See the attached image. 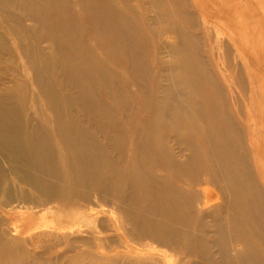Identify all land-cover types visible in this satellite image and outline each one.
<instances>
[{"label":"bare ground","instance_id":"obj_1","mask_svg":"<svg viewBox=\"0 0 264 264\" xmlns=\"http://www.w3.org/2000/svg\"><path fill=\"white\" fill-rule=\"evenodd\" d=\"M74 1L79 4L75 8L67 5L68 0H15L12 5L18 12H7L5 16L7 30L16 37L15 43L23 57L40 47L35 35L43 37L46 50L52 51L51 62L57 67L54 79L34 72L31 79L34 94L43 100L48 110L58 113L53 117V122L59 123L55 134L52 133L55 139L61 144L69 143L70 123L66 125L58 117L67 111H82L83 105L87 109L102 111L109 107L111 114L108 120L96 122L105 126L108 134L114 133L118 143L113 146L112 158L116 161L107 169L100 166L104 173L99 178L104 184L95 185L93 182L92 191H89L83 187L91 185L89 180L81 179V185L76 186L78 181L69 182L67 178L70 177L66 175V198L87 205L80 219L64 216L56 224L63 231L56 234V238L61 236L65 251H76L77 243L89 245L97 228L108 229L105 221L97 219L98 216L85 215L87 209L97 211L92 210L94 202L98 208L111 206L117 214L118 217L111 213L113 224L110 229L117 240L122 241L114 223L120 222L131 228L129 233L123 227L126 241L140 248H147L146 242L152 241L159 248L178 251L190 260L189 264H203L198 260L206 257L207 264H264V193L260 185L264 184V171L258 167L256 173L261 180L254 177L243 135L245 128L250 132L251 142L261 141L260 127L255 120L259 114L254 115L253 109L248 113L245 110L247 105L256 106L258 103L255 99H259L260 86L256 83L254 69L244 60L246 49L236 46L233 50L228 44L236 36L232 29L223 24L221 27L210 24L200 27L202 38L207 41V46L209 44V55L218 56L223 62L219 64L224 68L223 80L219 79V83L210 72L203 70L202 64L196 63L193 51H188L189 56L185 57V47L191 35L186 27L193 20L189 0ZM215 1L218 0H209L212 4ZM219 1L222 8L209 14L215 22L219 17L238 19L230 18L232 10L241 15L244 9L235 3L238 0ZM243 1L245 7L251 9L258 6L260 0ZM215 14L219 16L215 17ZM26 16L38 25L35 35L25 29ZM138 21L140 26H130ZM239 25L243 27L242 22ZM131 31L138 39L123 41L121 37ZM219 32L222 36L218 35ZM171 36L179 39L181 44L170 46ZM197 39L193 37L190 41L198 42ZM149 41L154 51L151 61L154 70L151 72L142 62L137 73L134 71L139 80L135 82L137 94L123 96L116 85L125 88V83L132 80L122 79L114 72L118 58L130 46L135 51H143ZM7 44L6 36L0 34V47L8 49ZM180 45L185 47L180 48ZM72 52L78 57L70 55ZM66 59H69L68 64L64 62ZM36 60L42 62V59ZM80 60L86 62V70L102 83L95 84L84 76L79 68ZM237 61H240L241 68ZM96 68L105 69V74L101 77L98 72V77ZM124 68L129 69L127 65ZM73 71H79L80 77L91 83L83 82L82 85L78 78L65 76ZM245 74L251 81L248 87L243 80ZM65 87L75 88V94L63 97ZM25 89L29 92L26 86ZM250 89L251 102L247 103L242 94L246 97ZM97 94L107 100L108 107L95 101ZM0 95V152L3 154L12 147L18 149L22 146L34 174L32 183L27 186L45 198L42 203H51L57 197L56 185L60 175L45 142L47 134L41 130L37 141L33 142L27 132L20 133V126L13 116L16 107L11 96L6 92ZM134 97L136 102H133ZM124 98L128 100L127 107L123 104ZM135 103L138 107L131 108ZM197 107L201 108L202 119L194 117ZM18 109L25 108L19 105ZM10 130L18 133L17 140ZM28 132L34 131L29 127ZM67 170L70 172L72 168L67 167ZM74 187L77 191L72 190ZM212 189L217 191L216 195ZM158 206L160 210L156 213ZM59 211L60 208L57 213H61ZM136 218L138 222H135ZM206 218L209 241L190 230L203 229L205 225L201 220L206 221ZM34 219L35 216L29 220L28 226L37 231ZM79 232L85 234L78 237ZM34 236L32 240L38 241L34 245H40V240L53 239L55 235L51 232ZM137 237H141V242L136 241ZM44 249L48 254L54 250L48 245ZM118 259L124 263L117 264L147 263L133 258L129 263L125 256ZM176 262L180 264L181 259L177 257Z\"/></svg>","mask_w":264,"mask_h":264},{"label":"rangeland","instance_id":"obj_2","mask_svg":"<svg viewBox=\"0 0 264 264\" xmlns=\"http://www.w3.org/2000/svg\"><path fill=\"white\" fill-rule=\"evenodd\" d=\"M14 3H16L15 0H0V34L5 35L8 42V49L7 47H0V94L6 92L7 95L11 96V100L16 107L13 116L17 120V126H20V133L27 132L28 138H33V142L37 141V135L41 130L47 134L45 142L48 144L46 145L51 150V155L55 159V161H53L56 163L54 164L56 169H58L57 173L60 175V180L58 181V185H56L57 197H55L51 203H42L45 201V198L40 197L36 190L27 186L32 183L31 178H34V174L31 172L27 164L25 149L20 146L18 149L12 147L9 150H6L3 154L0 152V264H112L113 262H116L117 264L122 262L118 259L120 256H125L129 263V260L133 258L136 260L147 261L146 264H178L176 262V258L178 257L181 259L180 264H189L190 260L178 251L173 252L171 249L159 248L148 239H144V241L148 240L146 242L148 244L147 248H140L137 245L135 246L129 240L126 241L125 239L127 237L122 230L125 226L126 228L124 229L130 233L131 228L127 226V224H120V222L114 223L116 224V227L119 228L117 236L119 235L123 242L117 240L115 234L110 231L111 225L113 224V215L117 216V214L111 209V206L101 205L102 207L98 208L94 205V202L91 207H93L92 210L97 211L94 212L87 209L85 215L90 214L92 217L98 216L97 219L105 221L106 226L108 227L107 230L102 231L97 228L93 232L95 237L91 236V243L85 246L77 243L75 244L77 250L73 252L72 250L65 251V248L63 247L64 243L60 238L61 236L57 235L56 238V234L63 232L56 227L58 221L64 216L80 219L81 214L85 212L84 206L87 205L81 201L78 202L66 198L65 194L68 187L66 181H78L77 185H75L79 186L81 179L89 180V184L91 185H83V187L89 189V191H92V184L94 185L93 182H95V185L100 183L104 184L99 178L102 173H104L100 166L107 169L109 165L116 161L112 158L114 156L113 146H118V143L115 141L114 133L108 134L107 131L104 130V128L106 129L105 126L96 123L99 120H108L111 116L107 100L101 99V96L99 97L98 94L95 101L98 104L100 101V103L107 106V111H102L100 109H87L83 105L82 111L77 109L67 111L61 115V118L60 116L58 117L64 124L68 125L70 123L68 131L69 143L61 144L52 136L56 126L59 124L53 122V117L58 115V113L48 110L43 100L39 99L38 96L34 94L31 78L33 77L34 72L40 75L45 74L53 80L57 67L51 62L52 51L50 52L46 50L47 43L43 40V37H37L34 34V32H38V25L32 23L30 21L31 19L27 16V19L24 21L25 29L28 33L35 35V41L36 43H39L40 47L37 49L34 48L32 50L33 54H30L27 57L22 56L18 44L15 43L16 37L14 38L13 35L9 33L5 24V16L7 12H18L16 11L17 7L12 5ZM235 3L238 6L241 5L244 9L240 12L241 15L238 13L236 14L232 10L230 18L238 17L239 20L219 17L215 22L209 14L216 12V10H220L222 8V2L218 0L212 4L209 0H189V10L193 20L186 28H188L191 33L190 38L198 37L199 40L197 39L198 42L196 41V45V42L190 41L189 38L186 47L180 45V48L182 46L185 47L184 53L186 59L187 56H189L188 51H193L196 55L194 56L196 63L199 65L202 64L203 70L210 72L217 78L219 83V79L223 80L221 73L224 70L219 64L223 62L217 55V57H211L209 55V44L207 46V41L205 42L202 38L201 25L207 27V24H210L212 26L217 25V27H221L223 24L226 28L232 29L237 36H235L233 41L228 43L229 46L233 50L237 47L243 48L242 50L246 49L244 51V60L254 69L253 74L257 76L256 83L260 86V93L257 95L259 99H255L258 101L256 106L247 105L245 110L246 113H248V111L253 109L254 115L259 114L258 117L260 118L257 117L255 120L256 124L260 127L259 135H261V141L257 140L251 142L250 140H252V138L250 132L245 128L243 135L246 142L245 146L248 150L246 154L251 162L253 175L259 180L260 178L256 173L258 167L264 171V0H260L258 6L251 8L252 10L245 7L243 0H238ZM67 5L75 8L79 4L77 5L74 0H68ZM234 14H236V16ZM218 16L219 14L215 17ZM241 22L243 23V25H241L243 26L242 28H240L239 25ZM130 26H140L139 21L131 23ZM11 27L15 29L14 25H11ZM218 35L222 36L220 32ZM135 37L136 33L131 31L121 38L126 42L129 40L132 41ZM171 38L173 39L168 41V44L172 42L169 44L170 46H172V44H181L179 39L173 36H171ZM137 39L138 36L136 37V40ZM229 40H231V38H229ZM246 45L248 48H246ZM36 54H40L41 56H36ZM70 55L78 57L76 52H72ZM36 58L39 60L42 59V62L37 63ZM153 59L154 51L150 41L147 46L143 48V51H135L132 46H130L121 52V56L118 58V62L115 65L116 69H114V72H117V75L122 79H126L127 77L132 80L131 83H125V88L116 85V87L120 88L124 93L123 96H135L137 94L138 86L135 82H139V80L134 71L137 73V68L140 69L141 63L145 62L148 70L150 69L151 72H153L154 65L151 64ZM241 61L243 63L242 59ZM64 62L68 64L69 59L64 60ZM237 63L241 68L240 61H237ZM86 65L87 64L84 60H80L79 68L83 70L84 76L92 79L95 84L102 83L91 71L88 69L86 70ZM124 65H127L129 69L126 70ZM92 67L95 69L96 66L93 65ZM104 70L105 69L102 68L101 70L96 68V75L99 77V72L102 77L105 74ZM65 76L70 79L78 78L81 84L88 81L91 83L90 80L84 79V77L81 78L79 71H73L72 74H65ZM243 80L248 87V83H251L250 78L245 74ZM25 86L29 92H27ZM75 91V88L65 87L62 91V96L74 95ZM250 94L252 95L251 89L247 91L246 97L242 94L243 101L250 103ZM124 99L125 101H123V104L127 107L128 100L126 98ZM133 102H136L135 97L133 98ZM19 105L25 109H18ZM135 106H137L136 103L131 105V108H134ZM127 111L128 110L125 112ZM127 114L128 113L124 115L125 119ZM194 117L202 119L201 108H196ZM25 120H30V122L27 124ZM251 125L255 126L253 123ZM29 127H31V130L34 132H28ZM199 128H202V126L199 125ZM10 132L16 140L19 138L17 132L11 130ZM58 161H60V164ZM67 167H71L72 171L69 172ZM66 175L70 178H67ZM260 185L264 193V184ZM72 190L77 191V187H74ZM212 190L214 192H211L216 195L217 191L214 189ZM94 197L95 195L92 193V198ZM33 203L36 205L40 204L35 206ZM59 208V212L61 213H57ZM159 210L160 208L158 206L155 212L158 213ZM111 213H113V215ZM33 216H35L34 225L39 227H37V231L35 228L33 229L28 226V222ZM138 221L139 220L136 218L135 222ZM201 223L205 225L203 229L190 228V230H194L201 239L209 241V236L207 237V218L206 221L201 220ZM51 232L55 235L53 239L49 238L50 240L47 239L48 241L46 239L44 241L40 240V243H38L40 245H34L35 242H38L32 240V238L35 237V234H51ZM121 232L122 235H120ZM84 234L85 233L79 232L77 235L79 237ZM136 241L141 242V237H137ZM136 241H134L135 244ZM47 245L54 249L49 254L47 252L44 253V248ZM205 251L207 252V246L205 247ZM211 252L214 254V249H212ZM198 261L207 264V257L199 259Z\"/></svg>","mask_w":264,"mask_h":264}]
</instances>
